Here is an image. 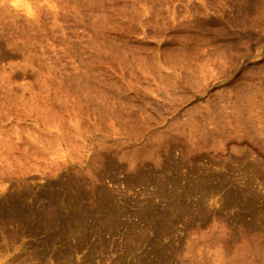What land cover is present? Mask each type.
Returning a JSON list of instances; mask_svg holds the SVG:
<instances>
[{
  "label": "rangeland",
  "instance_id": "1",
  "mask_svg": "<svg viewBox=\"0 0 264 264\" xmlns=\"http://www.w3.org/2000/svg\"><path fill=\"white\" fill-rule=\"evenodd\" d=\"M263 2L0 0V264H264ZM61 185L114 212L67 254Z\"/></svg>",
  "mask_w": 264,
  "mask_h": 264
},
{
  "label": "bare ground",
  "instance_id": "2",
  "mask_svg": "<svg viewBox=\"0 0 264 264\" xmlns=\"http://www.w3.org/2000/svg\"><path fill=\"white\" fill-rule=\"evenodd\" d=\"M16 2L17 1H15V3ZM195 174H197V176L192 175L188 180V184L190 181H192L191 184L188 186L186 185L184 189L178 190V195H181L178 197L181 200L179 202L175 201V199L169 200L172 206L167 208L166 211L172 214L173 211L186 214L195 210L200 211L208 209L207 207L209 206L206 204L207 196L214 194L216 188L207 189V181L205 178L206 175H203L204 177H199L201 174ZM172 180L175 181L176 177H172L171 175L170 181ZM65 186L59 188L57 200L52 201L49 199V203L51 205L53 204L51 206L52 209L49 210L53 216L52 223H49L45 217H36L34 222L37 224L40 232L47 234H45L46 236L43 239V243H45V245L51 248L56 247L55 249L59 248V253L62 252L67 254L69 250H77L81 244L85 246V244L89 242L90 231H94L89 229H92L96 225V222H100L102 219L112 216L114 212L110 205L111 200L109 198L103 197L97 201L93 200L90 202L88 201V196L85 195L84 192L80 190V188L77 187L76 189H72ZM72 191H75V195H72ZM197 193H200V195L193 203L190 205L188 203H182V196L190 197ZM238 194L239 193L232 192L231 197L235 198L239 196ZM52 199H54V197ZM231 201V199H228L225 202V206L231 204ZM46 207L49 208L48 205L45 206V208ZM159 217L160 219L164 220L162 223L164 229L163 233H166L167 228L169 227L168 225H171L170 219L166 218L165 214H159ZM102 222L104 221H101V223ZM107 228L110 230L111 226H108ZM101 229L102 228H98V231L96 230L95 232L97 243L94 246L89 244V255H92L93 251L97 250V248L104 246L103 243H105V241L100 234ZM164 259L165 258H160L154 254L153 264H167V261Z\"/></svg>",
  "mask_w": 264,
  "mask_h": 264
}]
</instances>
